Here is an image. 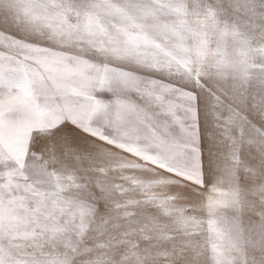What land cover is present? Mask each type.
<instances>
[{
	"label": "snow or ice",
	"instance_id": "snow-or-ice-1",
	"mask_svg": "<svg viewBox=\"0 0 264 264\" xmlns=\"http://www.w3.org/2000/svg\"><path fill=\"white\" fill-rule=\"evenodd\" d=\"M0 264H264V0H0Z\"/></svg>",
	"mask_w": 264,
	"mask_h": 264
}]
</instances>
